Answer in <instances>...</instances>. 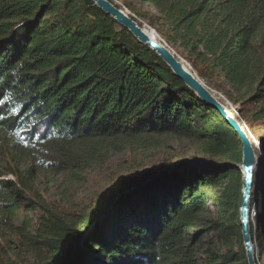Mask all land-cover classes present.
<instances>
[{"label": "trees", "instance_id": "1", "mask_svg": "<svg viewBox=\"0 0 264 264\" xmlns=\"http://www.w3.org/2000/svg\"><path fill=\"white\" fill-rule=\"evenodd\" d=\"M109 1L141 27L145 19L211 91L246 92L234 118L247 131L260 123L261 178L252 184L247 234L261 264L264 0ZM226 133L223 115L93 0H0V264H55L95 215L78 264H247L239 173L204 216L206 189L226 176L224 166L164 160L167 171L105 209L102 194L76 209L49 193L55 177L98 170L114 149L174 138L210 155ZM232 238L236 248L215 250Z\"/></svg>", "mask_w": 264, "mask_h": 264}, {"label": "rangeland", "instance_id": "2", "mask_svg": "<svg viewBox=\"0 0 264 264\" xmlns=\"http://www.w3.org/2000/svg\"><path fill=\"white\" fill-rule=\"evenodd\" d=\"M139 9H142L141 6H138ZM151 7L146 5L143 7V10H148ZM126 13L133 14V12L124 9ZM140 23H142V28L153 33L159 42L166 45L170 50L175 53L190 69V66L186 61L177 53L175 49L170 47L166 41L163 40L160 33L150 26L145 19L139 18ZM194 73V72H193ZM195 74V73H194ZM196 75V74H195ZM197 76V75H196ZM201 80V79H200ZM202 81V80H201ZM203 82V81H202ZM217 98L220 100L223 99V96H227L234 104V112H232L231 117L236 121L234 115L239 108L240 101L245 97L246 92H230L226 91L220 94L221 92L212 91ZM237 122V121H236ZM256 125L251 131H247L245 128L244 134L248 132L251 133L252 137L258 142V131L259 126ZM244 126V125H242ZM241 127V126H240ZM241 129H244L241 127ZM259 145V144H258ZM218 151L213 154H204L201 151L194 150V143L187 139H174V138H163L160 139V145L150 149H132V150H118L114 149L110 153V157L106 165L102 168H99L95 171H89L84 173L81 178H71L67 174H61L55 177V183L49 185L50 192L53 198H59L64 200H70L71 205L76 209H82L83 207L88 206L93 200H95L99 194L103 193L110 189L120 178V176L135 171L136 169H146L154 165H159L164 162V160H175L178 157L184 159H193L196 164L207 165L209 167L224 166L228 169L226 176L219 177L216 182L209 186L206 189L205 202H204V216L212 217L214 211V206L211 204L212 199L221 200L225 198L224 185L227 183L228 186L233 184L238 177V170L236 165L240 164V144L238 141V136L233 133H226L222 136L221 140L218 141L217 145ZM255 158L254 169L251 170L250 174V185L248 188V205H247V221L252 224V206L253 202L251 200V190L252 183L255 180H260L261 173L258 170V163L260 164V154L257 153V150L253 148ZM259 156V157H258ZM260 161V162H259ZM222 162H227L231 164H219ZM234 165V166H233ZM117 178V180H116ZM240 179V176L238 180ZM46 180L42 176L39 180V183L42 187H46ZM248 181V182H249ZM247 182V184H248ZM48 183V182H47ZM264 186V183H263ZM67 192L70 197L63 196V192ZM34 214V213H33ZM32 215V214H31ZM208 238V237H207ZM207 238H204L207 240ZM264 242V240H263ZM251 245L252 242L250 241ZM216 244L215 250L219 253L225 251L228 248L230 251L237 247L238 241L235 238H232L225 243ZM255 258L260 259V254L258 249L252 245ZM200 253L205 251V245L201 244L199 246ZM31 263V261H30ZM264 264V256H262V262Z\"/></svg>", "mask_w": 264, "mask_h": 264}, {"label": "water", "instance_id": "3", "mask_svg": "<svg viewBox=\"0 0 264 264\" xmlns=\"http://www.w3.org/2000/svg\"><path fill=\"white\" fill-rule=\"evenodd\" d=\"M98 7H100L105 13L113 17L118 23L129 29L132 34L139 40L140 43L146 44L151 47L161 57V59L170 67L172 72L179 77L195 94L204 102L212 106L218 112L223 115L226 121L231 126L232 132L238 136L240 144V164L239 171L241 174V182L239 183V203L237 206V220L239 224L238 233L240 243L243 250V255L247 264H258L259 258H255L253 254L252 245L247 234L246 225V208L248 202L247 182L250 179L248 175V165L252 157V153L249 150L244 132L239 124L232 118L224 114L222 105L218 102L217 96L196 76L191 68L175 54L170 48L162 44L159 41L152 39L144 29L128 14L124 9L117 7L109 0H93ZM258 144V142H257ZM219 164H231L222 162ZM234 166V165H233ZM168 169L163 167L162 164L154 165L146 169H136L135 171L126 173L117 180V182L107 191L101 193L104 195L105 208L110 207L114 201L122 194L136 189L147 182L155 179L161 173ZM253 184V183H252ZM253 188V186H252ZM252 191V190H251ZM107 194V195H105ZM99 215H95L88 225L81 230L75 238L68 241V249L65 251V255L61 256L55 264H78L82 254L83 247L86 240L97 223Z\"/></svg>", "mask_w": 264, "mask_h": 264}, {"label": "bare ground", "instance_id": "4", "mask_svg": "<svg viewBox=\"0 0 264 264\" xmlns=\"http://www.w3.org/2000/svg\"><path fill=\"white\" fill-rule=\"evenodd\" d=\"M144 31L152 38V39H154V40H156V41H158V39H157V37L153 34V33H151V32H149V31H147V30H145L144 29ZM233 107H234V104H233ZM222 109H223V111H224V114H227L228 115V117H231V115H232V110L231 109H229L228 107H227V103H225L224 104V106L222 107ZM247 141H248V146H249V150H250V152L252 153V157H251V159H250V161H249V165H248V175L250 176V174H251V170H252V167L254 168V164H255V160H254V158H255V155H254V151H253V148L256 150V149H258V147H259V145H257V141L249 134V133H247ZM236 168H239V164L238 165H236ZM241 171V170H240ZM239 171V172H240ZM240 176H241V174H240ZM249 181V180H248ZM249 185H250V181L248 182V184H247V191H248V188H249ZM247 205H248V202H247ZM246 217H247V208H246ZM253 249V248H252ZM253 251V250H252ZM253 254H254V252H253Z\"/></svg>", "mask_w": 264, "mask_h": 264}, {"label": "built area", "instance_id": "5", "mask_svg": "<svg viewBox=\"0 0 264 264\" xmlns=\"http://www.w3.org/2000/svg\"><path fill=\"white\" fill-rule=\"evenodd\" d=\"M220 94H222V93H220ZM218 102L222 105V107L224 106L225 103H227V107L229 109H231L232 112H233V110H234L233 101H231L229 98H227V96L224 95L222 100H220V98H218ZM248 133L251 135L250 132H248ZM244 135H245V138H246V141H247V134H244ZM247 144H249L248 141H247ZM256 150H257V153H259V149H256Z\"/></svg>", "mask_w": 264, "mask_h": 264}]
</instances>
